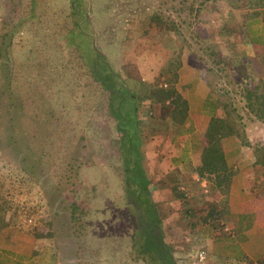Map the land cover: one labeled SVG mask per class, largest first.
<instances>
[{
	"label": "rangeland",
	"instance_id": "374dc122",
	"mask_svg": "<svg viewBox=\"0 0 264 264\" xmlns=\"http://www.w3.org/2000/svg\"><path fill=\"white\" fill-rule=\"evenodd\" d=\"M88 1V15L103 53L124 78L125 90L141 98L145 112L139 115L141 141L129 161H134L129 173L140 174L144 166L147 181L152 174L147 185L154 193L156 151L151 144L157 136L171 132L174 120L166 111L164 119H159L157 105L143 98L153 91L147 88L146 78L168 54L181 56L190 51L203 61L213 52L224 60L219 63L225 68L221 74L227 73L230 81L227 85L224 79L223 99L229 97V107L235 108L234 20L222 17L221 0ZM70 4V0H0V57L7 56L13 63L15 106H23L14 109V132L0 124V197L9 214L18 209L15 228L41 233L39 238L30 234L38 252L35 264H149L137 250L135 217L123 187L120 132L110 117L107 94L91 90L87 97L90 88L77 89L75 75L63 69L64 65L72 68L75 59L64 36ZM227 10L230 17L235 13L233 8ZM221 26H227V36L220 33ZM79 28L73 26L70 35L84 49L92 37L86 26ZM10 29H14V45L8 48L5 31ZM4 75L2 70L0 78ZM88 80L81 78L83 84ZM158 80L159 85L167 83L164 78ZM231 116L238 117L242 127L241 116ZM153 193L154 219H160L163 241L170 246L175 264H190L199 244L184 242L175 232H185L188 225L176 219L178 227L168 220L176 218L181 200L166 191L161 207ZM181 246L189 251L181 254ZM233 259L209 256L208 262L234 264Z\"/></svg>",
	"mask_w": 264,
	"mask_h": 264
},
{
	"label": "crops",
	"instance_id": "0c3cea01",
	"mask_svg": "<svg viewBox=\"0 0 264 264\" xmlns=\"http://www.w3.org/2000/svg\"><path fill=\"white\" fill-rule=\"evenodd\" d=\"M221 1L227 12L220 7L222 17L234 20L232 34L236 43L230 50L238 58V64L236 70L230 71L235 75V108L229 107V97L223 99V86L225 81L230 85V81L227 73L221 74L225 68L219 63L224 60L217 53V60L211 52L212 57L203 61L190 55V51L181 56L168 54L158 64L159 69L146 78L147 88L163 87L179 96L185 102L186 115L181 123L172 121L171 132L162 133L151 144L156 151L153 163L157 186L154 193L149 190L161 207V197L166 191L181 200L176 218L171 216L168 220L178 227L181 225L176 219L189 226L185 232H175L184 238L182 241L199 244L192 257L203 250L202 264H210L209 256L234 258V264H258L264 259V0ZM228 8L235 11L230 13L231 17ZM219 30L226 36L230 32L227 26ZM170 48L174 50L173 45ZM160 78L167 83L159 85ZM145 94L149 95L148 91ZM151 104L158 107L157 117L164 119L160 106ZM232 114L241 116L242 127L238 126V117L234 120ZM212 117L231 119L234 132L220 141L226 170L201 173L202 153L208 145L205 132ZM146 173L148 176L149 172ZM219 174L226 177L220 186L216 180ZM150 177L152 174L149 181ZM175 188L183 199L174 195ZM6 205L1 196L0 264H35L38 255L35 238L6 225L9 218ZM209 210L212 213L208 214ZM186 211H193L194 215H185ZM178 251L185 254L189 250L181 246Z\"/></svg>",
	"mask_w": 264,
	"mask_h": 264
},
{
	"label": "trees",
	"instance_id": "16d2710c",
	"mask_svg": "<svg viewBox=\"0 0 264 264\" xmlns=\"http://www.w3.org/2000/svg\"><path fill=\"white\" fill-rule=\"evenodd\" d=\"M70 3L68 11L70 23L64 36L67 46L73 48L71 57H74L75 59L72 61V68L68 67V65H64L63 69L66 71L69 70L66 74L73 73L75 75L78 80V82L75 83L77 89H79L80 86H87L90 88L87 97L91 96V90L95 94H107L106 99L110 111V117L114 119L116 129L120 132L118 149L123 160V187L126 192L125 195L130 196V200L134 204L143 208L144 213L147 214L149 219L148 224H154L156 209L147 185L149 180L147 181L143 176V166L141 165L140 174H134L131 176L132 173H129L134 163L132 160L129 164V161L132 159L134 150L138 148L141 141V135L139 133V123L141 118L139 115L144 112L141 110H144L143 105L140 103L141 98L133 91L127 92L125 90L128 86L124 83V78L120 75L114 64L103 53L100 42L98 41L97 32L93 28V24L88 15L89 1L70 0ZM78 6L81 8L79 13L76 11ZM77 15L82 16L76 18ZM80 24L83 27H87V31L92 37L90 41L91 44L88 43L84 49H82L80 43L70 35L74 34L73 26L80 29ZM5 33L8 36L6 47L11 48L14 45V29L5 31ZM1 38L2 34L0 33V41ZM0 58V72H2V70L5 72L4 78H0V124H3L6 130L14 132V117L16 116L14 109L15 107L23 106L20 104L15 106V101H17V99L14 93L13 63L7 56L2 55ZM83 77L89 79L84 84L81 81V78ZM93 86L94 88H92ZM164 89L165 88L162 87H155L152 89L153 91L148 97L144 96L143 98H149L151 103L158 104L162 113L160 115H165L166 111L175 123H181L186 115L185 102H183L179 96H174L169 90ZM233 132L234 122L231 121V119L220 117H212L210 119L205 132L208 145L202 153V164L199 168L201 173L205 171L209 173L217 172L220 168L221 170H226V167L224 168L223 164V152L220 146V141L222 137ZM7 142L10 143L11 141ZM126 142L128 144H126ZM139 164L141 163L139 162ZM126 168L129 169L127 170ZM221 177L222 176L220 175V178L216 179L217 185L219 186L226 179V177ZM19 181L23 182L24 180L20 178ZM173 190L175 196L183 199L182 197L184 196L179 194L176 188ZM0 194L2 195L1 191ZM210 210L214 211V209L211 208ZM22 212H27V210H23ZM193 213V211H186L185 215H193ZM210 213L212 212L210 211L208 214ZM18 216V209L13 208V210L10 211L6 225L18 227ZM155 220L156 223L160 222V219L158 218ZM29 233L36 238H39L41 235L39 232ZM140 253L145 257L149 264H175L170 246L163 240H160L159 242L156 235H154L153 231L150 229L147 235L144 236V248ZM258 264H264V259L259 261Z\"/></svg>",
	"mask_w": 264,
	"mask_h": 264
},
{
	"label": "flooded vegetation",
	"instance_id": "af4514ba",
	"mask_svg": "<svg viewBox=\"0 0 264 264\" xmlns=\"http://www.w3.org/2000/svg\"><path fill=\"white\" fill-rule=\"evenodd\" d=\"M125 198L126 197L124 196V199ZM129 198H130V196H129ZM129 201L131 202V204H129V205L132 206V212H133L132 214H134V217H135V225H136V232H135L136 237H135V239L140 241L139 245H137V250H138V253L141 255L140 252L144 248V236L147 235L149 229L153 231V234L156 235L159 242H160V240L162 241L163 238H162V235L160 233L159 222L156 224L154 223V224L149 225L148 224V221H149L148 216L146 213H144L143 208L139 207L137 204H134L131 200H129Z\"/></svg>",
	"mask_w": 264,
	"mask_h": 264
},
{
	"label": "built area",
	"instance_id": "2783aa9c",
	"mask_svg": "<svg viewBox=\"0 0 264 264\" xmlns=\"http://www.w3.org/2000/svg\"><path fill=\"white\" fill-rule=\"evenodd\" d=\"M28 220H29V222H31V218H29ZM204 259H205V252L203 250H199L194 254L190 263L191 264H199V263L203 262Z\"/></svg>",
	"mask_w": 264,
	"mask_h": 264
},
{
	"label": "clouds",
	"instance_id": "9594fccd",
	"mask_svg": "<svg viewBox=\"0 0 264 264\" xmlns=\"http://www.w3.org/2000/svg\"><path fill=\"white\" fill-rule=\"evenodd\" d=\"M193 258V257H192ZM192 260V259H191ZM191 264V263H190Z\"/></svg>",
	"mask_w": 264,
	"mask_h": 264
}]
</instances>
